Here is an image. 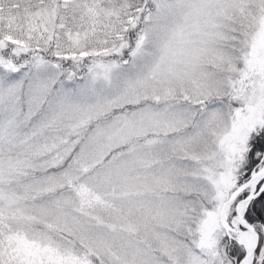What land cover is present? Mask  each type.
<instances>
[{
    "label": "snow or ice",
    "instance_id": "1",
    "mask_svg": "<svg viewBox=\"0 0 264 264\" xmlns=\"http://www.w3.org/2000/svg\"><path fill=\"white\" fill-rule=\"evenodd\" d=\"M0 264H264V0H0Z\"/></svg>",
    "mask_w": 264,
    "mask_h": 264
}]
</instances>
